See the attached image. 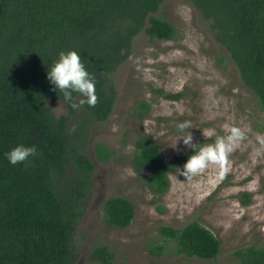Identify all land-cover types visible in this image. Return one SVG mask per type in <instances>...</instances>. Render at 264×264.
Instances as JSON below:
<instances>
[{
	"label": "trees",
	"instance_id": "trees-1",
	"mask_svg": "<svg viewBox=\"0 0 264 264\" xmlns=\"http://www.w3.org/2000/svg\"><path fill=\"white\" fill-rule=\"evenodd\" d=\"M163 0H0V264H71V233L94 164L79 144L88 126L107 118L115 90L109 77L131 55L133 37L141 30L149 39H169L175 27L154 14ZM208 20L214 37L228 52L245 87L264 110V0H190ZM80 54L90 75L96 78L98 103L73 109L84 99L73 93L66 101L68 113L55 115L46 103L64 99L48 80V70L61 51ZM123 53V54H122ZM165 95L178 97L177 93ZM141 108L146 101H139ZM75 115L74 125L68 119ZM199 139L194 144H204ZM73 142V143H71ZM24 144L35 145L38 154L12 165L6 153ZM131 157L137 172L155 192L169 186L171 171L195 150L166 160L146 133L135 137ZM105 160L109 151L102 141L94 145ZM77 173L66 178V167ZM243 202L249 192H243ZM132 202L111 195L103 203V219L114 227L127 226ZM175 240L177 251L212 259L220 251V239L205 225L191 220L182 228L162 226ZM161 250L158 246L157 251ZM242 264H264V243L235 248ZM90 256L113 264L104 245Z\"/></svg>",
	"mask_w": 264,
	"mask_h": 264
},
{
	"label": "rangeland",
	"instance_id": "rangeland-1",
	"mask_svg": "<svg viewBox=\"0 0 264 264\" xmlns=\"http://www.w3.org/2000/svg\"><path fill=\"white\" fill-rule=\"evenodd\" d=\"M154 14L174 25V35L149 39L141 30L133 37L131 55L109 74L115 90L111 112L90 123L83 144L78 143L94 167L71 233L70 249L76 254L71 264H104L90 256L102 245L111 252L113 264H242L232 254L235 248L264 243V146L256 140L257 133H264V110L190 0H163ZM164 92L180 94L172 97ZM141 100L147 102L145 108L140 107ZM46 103L55 115L68 113L64 99ZM74 119L75 115L69 117V129ZM184 121L192 123L186 131H191L193 143L199 139L213 143L217 135H225L226 126L244 129L246 139L223 168L209 165L187 180L180 173L187 159L168 174V188L155 192L145 181V171L133 168L135 137L149 134L169 160L188 148L178 141L177 126ZM97 141L109 151L105 160L95 154ZM76 173L72 165L66 167L67 179ZM245 191L247 202H243ZM111 195L124 196L133 204L132 219L125 227L103 219L102 206ZM191 220L220 239L214 258L177 251L175 240L161 231L162 226L182 228Z\"/></svg>",
	"mask_w": 264,
	"mask_h": 264
},
{
	"label": "clouds",
	"instance_id": "clouds-1",
	"mask_svg": "<svg viewBox=\"0 0 264 264\" xmlns=\"http://www.w3.org/2000/svg\"><path fill=\"white\" fill-rule=\"evenodd\" d=\"M48 80L55 86L54 90L63 93L65 101H71L74 92L84 97L79 101V104L72 103L70 105L73 109H78L84 104L95 107L98 103L96 78L90 75L81 60L80 54L75 50L59 53V59L48 70ZM59 108L53 110L56 111ZM177 128L181 133L178 141L183 140L184 145L195 150V154L188 158L183 165V170H180L181 175L186 177L187 180L199 175L209 165H218L223 168L229 155L246 139L244 129L237 126H226L225 135H217L213 143L194 144L191 131H186L193 128L191 121H184L178 124ZM203 134L208 138L207 131H204ZM256 140L264 146V133H257ZM37 154L35 145L25 146L20 144L5 155L12 165H17L25 162L30 156H36Z\"/></svg>",
	"mask_w": 264,
	"mask_h": 264
}]
</instances>
